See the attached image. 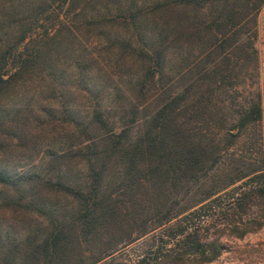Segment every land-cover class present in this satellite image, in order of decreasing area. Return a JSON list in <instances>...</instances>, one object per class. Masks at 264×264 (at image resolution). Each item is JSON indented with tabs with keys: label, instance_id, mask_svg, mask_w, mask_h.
I'll list each match as a JSON object with an SVG mask.
<instances>
[{
	"label": "rangeland",
	"instance_id": "374dc122",
	"mask_svg": "<svg viewBox=\"0 0 264 264\" xmlns=\"http://www.w3.org/2000/svg\"><path fill=\"white\" fill-rule=\"evenodd\" d=\"M246 1L0 0L6 72L15 69L21 50L37 46L40 54L29 73L0 92V264H38L35 258L54 237V264H91L109 240L105 228L81 229L93 188L119 200L135 226L146 219L149 224L175 197L186 198L187 185L176 183L171 171L151 173L152 164L131 168L124 150L149 127L164 99L197 77L195 56L201 59L213 37L204 24ZM263 20L264 1L254 28L253 85L264 106ZM188 33L199 40L190 41L195 39ZM161 48L158 66L154 54ZM243 69L248 76L250 65ZM227 95L234 99L235 89L221 96ZM228 108L217 103L213 111ZM187 124L206 128L202 120ZM123 128L122 146L112 147L111 133ZM129 169L137 178L126 177ZM221 239L216 258L183 264H264V228ZM144 240L140 236L113 255L135 258L145 250Z\"/></svg>",
	"mask_w": 264,
	"mask_h": 264
},
{
	"label": "trees",
	"instance_id": "16d2710c",
	"mask_svg": "<svg viewBox=\"0 0 264 264\" xmlns=\"http://www.w3.org/2000/svg\"><path fill=\"white\" fill-rule=\"evenodd\" d=\"M262 1L247 0L244 7L220 13L204 24L213 37L201 49V59L195 56L197 77L165 98L151 117L149 127L125 147L131 168L152 164L147 168L151 173L171 171L176 183L187 185L186 198L175 197L154 212L149 224L146 219L135 226L129 213L122 211L119 200L111 194L98 196L93 188L91 207L81 217V229L91 225L94 233L105 228L109 240L102 253L91 257V264L209 261L220 254L223 235L242 237L264 228V106L260 91L253 86L258 76L254 28ZM191 35L195 40L190 41L199 40L194 33L187 34ZM24 38L25 33L20 34L18 41ZM162 49L154 54L158 66L163 58ZM38 52L37 46L30 51L21 50L16 54L15 69L9 74L4 69L6 56L0 54V92L3 84H11L30 72ZM247 65L248 76L243 69ZM229 88L235 89L234 99L221 96ZM191 93L195 99L188 104ZM217 103L229 108L215 112ZM200 120L206 128L187 124ZM111 136L116 137L112 147L122 146L126 130ZM126 177L137 178L131 169ZM140 236L145 237L147 245L137 257L113 255ZM54 238L45 243L46 252L41 258H35L38 264H54L55 256L49 251L50 245L55 246ZM1 264H11V260Z\"/></svg>",
	"mask_w": 264,
	"mask_h": 264
},
{
	"label": "built area",
	"instance_id": "2783aa9c",
	"mask_svg": "<svg viewBox=\"0 0 264 264\" xmlns=\"http://www.w3.org/2000/svg\"><path fill=\"white\" fill-rule=\"evenodd\" d=\"M263 25H264V20H263Z\"/></svg>",
	"mask_w": 264,
	"mask_h": 264
}]
</instances>
